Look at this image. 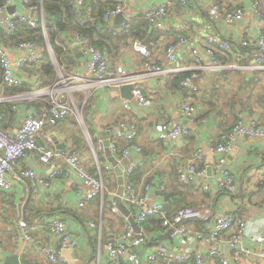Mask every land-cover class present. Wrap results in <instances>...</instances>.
I'll list each match as a JSON object with an SVG mask.
<instances>
[{"label": "crops", "instance_id": "obj_1", "mask_svg": "<svg viewBox=\"0 0 264 264\" xmlns=\"http://www.w3.org/2000/svg\"><path fill=\"white\" fill-rule=\"evenodd\" d=\"M166 1H170L169 11L164 20L166 28L175 29L180 21L187 19L194 24L200 37L209 31L221 32L231 43L230 54L224 56L218 52L221 63L225 65L230 63L234 53H247L239 65L233 68L223 67L218 71H212L207 66L195 69L193 60L185 58L166 66L167 71L162 76H153L143 70L144 56L132 48L131 40L127 38L125 43L119 46L116 54H108L111 65L119 77L134 78L144 94L152 99L153 105L144 109L136 107L132 101L130 84L120 87L115 86V83L93 86L87 93L81 90L80 82L75 81L70 91L82 109L80 112L83 116L82 125L71 116L64 118L54 127H45L39 136L40 142L47 144L56 153L58 149H61V153L64 149L77 147L88 169L93 172L96 164L101 168L111 164L104 148L97 149L98 140L104 139L105 135L110 137L121 122H134L138 129L134 142L143 148L141 156L144 165L133 173L132 178L135 186L141 189V193L144 192L145 185L151 186L149 198L163 200L165 208L169 209L171 214L182 205L202 206L210 203L215 209L214 214L220 212L237 215L246 221V242L251 246L255 236L264 235V140L259 137L245 139L242 136L232 140L230 150L232 152L225 155L224 165L227 167L226 171L234 173L238 183L235 193L218 189L216 182L222 169L220 173L215 172L213 168L215 155L208 151L210 145L219 141L220 134L239 120L246 122L256 119L264 125V67H255L251 46L248 48L240 46L244 24L252 20L249 13L251 0H216L229 7L241 5L246 9L244 20L242 24L236 26V29L234 27L224 29L221 26L216 29L212 26L205 12V4L199 0H194V3L186 6H182L176 0H125V13L134 21L143 16L149 5ZM260 1L264 7V0ZM14 9L17 13L25 12L19 4H16ZM34 15L38 17L39 22L43 20L42 12L37 11ZM121 20V15L115 17L114 25ZM242 37H245V34ZM170 38L171 34L168 32L148 31V35L142 39L150 50L149 60L163 65V51ZM248 39L251 42V39ZM0 44L7 45L1 34ZM196 44L201 46L199 40H196ZM70 50L66 51V58L64 57L68 76L76 72H84L85 69L80 50L74 47ZM10 56L13 57V54L10 53ZM192 69L198 74L194 79L195 84L198 85L197 91L187 93L184 88H176L170 84L172 80L170 76L173 72L188 73ZM28 76L33 83L28 82L32 86V91L26 95L27 97L9 98L0 89V103L19 100L11 107L1 110L3 119L0 125L9 132L18 129L23 116L28 111H38V107L34 109V106H37L35 103L24 104L22 100L25 98H28V101L33 100L40 92L38 90L42 76L40 72L29 73ZM124 86L128 88L122 90ZM122 98L131 99L129 110L122 108ZM186 98L197 108L192 121L186 120L180 113V103ZM161 120L184 124L189 133L178 138L170 146L159 140L155 132V124ZM51 131L52 137L56 140L55 134H63L64 141L58 139L54 142ZM196 148L203 151L202 167L206 169L209 157L212 161L210 176L206 172L204 182H201L210 186L208 190H202V184L185 183L193 187L181 185L182 182L177 179L179 165L184 163ZM230 154L232 156L229 157ZM55 163L62 171L50 177L48 166L40 164L35 154L28 152L20 166L33 167L45 177L49 188H41L35 195H30L26 186L20 183L14 184L10 192L0 190V264H9L5 257L18 253L21 237L16 220L20 214L25 215L31 233L40 245H53L54 237L49 232L47 224L51 217L61 216L77 241V246L71 252V258L75 260L73 264H110L106 259V242L119 233L118 230L123 228L126 220L120 222L115 219L113 226L103 223L106 221H102V200L99 197L92 200L85 208H77L75 205L77 178L62 158H56ZM106 172L108 177L105 183L110 188V192H113L115 191L113 181H116L114 171ZM106 198L107 204L109 202L113 204V195H108ZM90 223L94 225L91 226ZM101 225L105 229L103 238ZM194 226L190 222L188 227L197 230ZM205 227L209 225L206 224ZM142 232L143 238L135 239L130 254L122 259L121 264H163L161 261H146L147 255L155 245L167 244L170 250L189 245L170 237L157 236L152 230L148 233H144L143 230ZM157 237L163 239L159 240ZM189 243L192 246L197 245L194 240H190ZM192 246L189 247L193 248ZM262 249L264 250V246ZM224 252L226 255L230 253L228 248ZM18 256L20 264H69L65 259L63 262L51 263L38 251L32 250ZM218 263L217 259L213 258L208 264ZM240 264H264V258L242 257Z\"/></svg>", "mask_w": 264, "mask_h": 264}, {"label": "built area", "instance_id": "obj_2", "mask_svg": "<svg viewBox=\"0 0 264 264\" xmlns=\"http://www.w3.org/2000/svg\"><path fill=\"white\" fill-rule=\"evenodd\" d=\"M85 0H69L74 8L80 7ZM115 5L108 8L103 14V20L107 28L114 36H121L127 32L130 22V16L125 13V0H113ZM182 6L194 3V0H176ZM205 5V12L209 22L216 29L220 26L228 29L242 24L246 15V9L240 6L229 7L219 3L216 0H199ZM21 5L25 12L8 13L10 6ZM170 7V1L163 3H153L143 12L148 22V31H162L171 34L164 48L163 65L146 60L142 64L143 70L149 75L162 76L166 71V66L190 58L195 63V69L207 66L212 71H218L223 67L233 68L238 66L242 58L247 53L237 52L232 55V61L227 65L221 63L219 53L230 54V40L219 31H209L200 37L196 32V27L187 19L179 22L175 29L165 26ZM38 11L31 0H3L0 7V30L6 35H10L16 30V21H23L30 26H37L38 23L44 26L43 20L39 22L34 17ZM249 13L252 20L244 24V31L240 37V46L243 48H252L253 63L255 67H264V7L260 0H251ZM118 15L123 16L119 25L112 23ZM192 32H195L193 35ZM245 34V37H242ZM251 36V37H250ZM196 37L198 39H196ZM70 38V39H69ZM194 38V39H193ZM251 39V42L249 39ZM199 40V45L196 44ZM66 49H71L74 45L80 50L83 62L84 72H76L73 75H66L63 79L72 78L83 84L84 88L99 85H111L120 87L130 84L131 97L136 107L144 109L153 105L151 98L146 96L134 78L127 76L119 77L111 65L109 55L92 45V43L83 36L76 34L68 37ZM134 50L138 51L144 57H150V50L140 40H134L131 43ZM13 54V57L10 56ZM42 57V48L32 41H22L14 45L0 44V69L1 81L5 85H17L23 81L29 82L28 72L25 71L30 65L39 64ZM177 73V72H173ZM198 76L195 70H190L183 77L179 85L187 93L198 90V85L194 79ZM30 83H33L30 81ZM68 94V93H65ZM72 94L70 96H59L51 98V101L40 110V112L28 111L22 118L18 129L15 132H9L0 125V190L12 191L16 183L24 184L30 194H36L41 188H49V183L41 174L36 172L33 167H21L20 163L28 152H33L37 161L48 166L49 176L53 177L62 169L55 163L56 158H62L63 162L69 166L74 176L77 178L78 187L75 191L76 207L85 208L92 200L101 197L104 191L103 177L100 172H90L87 163L84 162L81 152L74 146L56 153L54 149L47 144L40 142L39 136L43 133L45 127H54L67 115H79L80 111L73 102ZM130 98H122L121 104L124 110L130 109ZM180 113L186 120L192 121L196 115V106L188 99H183L179 106ZM3 115L0 112V121ZM137 125L134 122L120 123L115 127L109 139L108 149L112 154L120 159H127L130 164L124 169L123 181L124 189L122 200L129 210L134 214L135 222L140 226L147 217H160L162 222L157 230L158 236H168L179 242H185L189 245L185 248L170 250L168 245H155L147 255V262L161 261L163 264H175L187 262L189 264H208L212 258H216L219 264H240L242 257H263L264 235H257L254 238L253 245L246 242V221L241 217L230 213L214 214V207L207 203L205 205H186L178 207L172 215L167 216L163 200H152L146 204L149 198L150 187L144 186V192L136 187L132 178L133 173L142 168L144 160L141 156L142 149L134 142L137 134ZM155 132L159 140L166 144L173 145L175 141L188 134L189 130L184 124H174L171 121H159L155 124ZM240 136L259 137L264 140V125L256 119L243 122H235L227 131L222 132L219 141L208 147V151L215 155L213 168L215 172L221 171V166L225 161V155L231 150L232 140ZM50 139L49 137H47ZM119 140H125L128 145L117 152L116 144ZM97 149L104 148L103 139L97 142ZM203 151L196 148L184 163L179 165L177 179L183 183L202 184V190H208L210 186L204 182L206 169L202 167ZM114 167L107 165L106 170L111 172ZM100 170V169H99ZM197 185V186H198ZM216 185L219 190L229 193H235L238 189V183L234 173L231 171H221ZM114 196L115 192H109ZM113 211H117L113 205ZM189 220H199L205 222L209 227L204 230H193L186 225ZM127 227L120 233L112 236L106 242V259L110 264H121L131 252V246L137 236L142 235V230L134 231L127 221ZM16 225L20 232L21 244L18 248V255L28 252V250L38 251L44 259L51 263L63 262L61 255L63 248L74 249L77 246L76 239L71 235L66 222L61 216H53L47 224L49 232L54 237L53 245H40L35 236L31 233L29 223L20 214L16 220ZM91 226L94 224L90 223ZM194 240L197 245L192 246L189 242ZM192 246L193 248H190ZM227 247L230 251L226 255L223 248Z\"/></svg>", "mask_w": 264, "mask_h": 264}, {"label": "trees", "instance_id": "obj_3", "mask_svg": "<svg viewBox=\"0 0 264 264\" xmlns=\"http://www.w3.org/2000/svg\"><path fill=\"white\" fill-rule=\"evenodd\" d=\"M2 1L3 0H0V7L2 5ZM31 4H35L38 7V11L42 12L44 23L43 27L40 23H38L37 26H30L23 21L17 20L16 30L14 33L6 35L2 32V30H0V34L7 45L11 46L22 41H32L42 48V57L39 61V64L30 65L28 66L29 68L25 69V71L28 73L40 72L42 78L40 77L39 88L42 89L50 87L52 88L60 79V75L66 76L67 66L65 64L66 60H64V57L66 51H71L69 49H66L68 45L67 40L70 35L76 34L86 37L92 43V45L99 47L107 54H116L118 52L119 46L125 43V40L127 38L131 40V43L134 40H141L145 44L142 38L148 35V22L145 19L143 13V16L140 17V19H136L134 21L132 19L130 20L127 32L125 34L121 36H114L112 32L107 28L103 20L104 12L108 8L115 5V1L113 0H85L83 4L78 8H74L73 6H71L69 0H31ZM233 6L243 7L241 5ZM233 6L230 5V8ZM34 17L38 19V17H36L35 15ZM166 45L167 44H165V47ZM220 54L224 56L228 55L227 53ZM143 58L144 62L146 60H149V58ZM187 74L188 73L185 72L172 73V75L170 74V77L172 78L170 84H172L173 87L176 88H183L179 85V82ZM0 89L2 90L3 94L9 98L27 97L26 95L32 91V86L26 81H23L17 85H5L1 81L0 69ZM70 98H72L76 107L81 112L82 109L80 108V105H78L79 102L76 100V98ZM22 101L24 104H30L31 102L35 103L37 106H34V109L38 107V111L32 110V112L38 113L51 101V95L47 96L46 98L34 97L33 100L30 101H28V98H25ZM17 102H19V100L0 103V112L1 110H5V107H11ZM127 145L128 142H126L125 140H119L116 144L117 152H119L123 147ZM75 148L78 149L77 147ZM78 150L80 151V149ZM93 170H95L93 172L97 171V173L99 171L103 177L104 191L102 196H99V198H101L102 200V221H106L103 223H109L111 226H113L115 219H118L120 222H122L125 218H123V216H121L117 211H113V204L111 202L107 204L106 197L108 195L111 196V194L109 193L110 188H108L107 183H105L106 177H108L106 171L108 170H106V167L101 168L100 165L97 166V164ZM113 182L115 183V181ZM115 185L116 183L114 184V186ZM181 185L187 186L189 184H185L182 182ZM189 186L193 187V185ZM114 190H116V188ZM165 210L167 212V216L172 215L175 212L174 211L171 214L169 209L165 208ZM23 216L25 215L23 214ZM161 222L162 219L160 217L149 216L144 222L140 224V228L142 226V230L144 231V233H148V231L152 230L155 231L157 235V230ZM190 222L193 223L196 226H194L195 229L199 231L204 230L205 228V222L203 221L189 220L186 222V225L189 226ZM103 236L105 237V229L101 225V237L103 238ZM137 238H143V232L142 235L137 236ZM157 238L159 240L163 239L162 237Z\"/></svg>", "mask_w": 264, "mask_h": 264}, {"label": "water", "instance_id": "obj_4", "mask_svg": "<svg viewBox=\"0 0 264 264\" xmlns=\"http://www.w3.org/2000/svg\"><path fill=\"white\" fill-rule=\"evenodd\" d=\"M8 13H11L14 11V6H10L7 9ZM118 17V16H117ZM74 48H77L76 45H74ZM124 88H128V86H124L122 88V90H124ZM51 133V137H52V131ZM55 137H57V140H62L64 141L65 136L62 134H55ZM245 139H249L250 137L247 136H242ZM54 142H56V138L52 137ZM103 145H104V150L108 156V160L109 162L113 165L114 167V173L116 176V183H117V188L115 191V194L113 196V205L115 206V208L117 209V211L129 222V224L132 226V228L134 229V231L139 232L141 230L140 226H138L135 222V218H134V214L129 210V208L127 207V205L123 202L122 200V192L124 189V181H123V176H122V170H121V166L120 164L116 161V159L109 153V140H108V136L105 135L104 140H103ZM62 147V146H61ZM61 149L57 150V153H60ZM232 151H229L228 153H231ZM209 156H211V154H209ZM232 156V154L229 155V157ZM211 158L209 157L208 159V165L206 167V172L207 174L210 176L211 174V164L212 161L210 160ZM224 163L221 166L222 170H226L227 167L224 165ZM150 203V202H149ZM224 251H227V248H223ZM71 252H72V248H63L61 255L62 257L69 263V264H73L75 263V260L73 258H71ZM18 255L17 254H13V255H8L6 256V260L9 264H20L19 263V259H18Z\"/></svg>", "mask_w": 264, "mask_h": 264}, {"label": "rangeland", "instance_id": "obj_5", "mask_svg": "<svg viewBox=\"0 0 264 264\" xmlns=\"http://www.w3.org/2000/svg\"><path fill=\"white\" fill-rule=\"evenodd\" d=\"M114 20V19H113ZM112 23H113V21H112ZM114 24V23H113ZM148 24V23H147ZM117 25H119V23L118 24H116V26ZM251 37V36H250ZM58 75H59V73H58ZM65 77V75H60L59 76V80L57 81V83H56V85H54L52 88L50 87V88H44V89H42V88H40L38 91H40L39 93H37V95L35 96L36 98H46L47 96H49V95H51V98H57V97H59V96H61V95H63L64 97L65 96H70V94H71V91H70V89H71V87H72V85H74V83H75V81H78V80H73L72 78H69L68 79V77L67 78H65V79H63ZM71 82V83H70ZM80 82V81H79ZM80 84H81V90H83L84 92H87L88 93V91H89V89L91 88V87H93V86H91V87H89V88H84L83 87V84L80 82ZM37 91V92H38ZM65 93H68V94H65ZM75 121H77V123H79V125H82V123H83V116L81 115V114H79V116H77V115H75V111H74V114H72V115H70ZM77 116V117H76ZM67 117H69L68 115L65 117V118H67ZM122 124L123 123H127V122H121ZM104 140V139H103ZM109 140V139H108ZM94 141V140H93ZM95 142V141H94ZM214 144H216V142L214 143ZM140 146V145H139ZM140 148L143 150V148L140 146ZM115 159H116V161L120 164V166L122 167L121 168V170H122V176L124 175V169L130 164V161H128L127 159H120L119 161H118V157H117V155H115V154H112L111 152H109ZM84 162H86V161H84ZM110 166H112L113 167V165L112 164H110ZM112 171H114V169L112 170ZM91 172V171H90ZM58 174V173H57ZM56 174V175H57ZM115 174V173H114ZM115 178H116V176H115ZM115 181V180H114ZM115 183H116V181H115ZM115 188H117V183H116V185L114 186ZM116 191V190H115ZM115 191H113V192H115ZM152 202V200L151 199H148L147 201H146V204H150V203ZM126 222H127V220H126ZM126 227H127V223H125L124 224V226H123V228H121V229H119L118 230V232L120 233L121 231H123L124 229H126ZM18 254V253H17Z\"/></svg>", "mask_w": 264, "mask_h": 264}]
</instances>
